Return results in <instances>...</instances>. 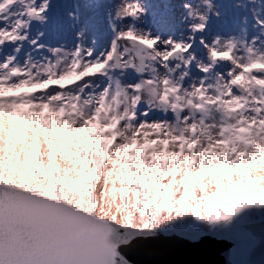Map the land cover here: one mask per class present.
<instances>
[{"label": "snow or ice", "instance_id": "6c2138e0", "mask_svg": "<svg viewBox=\"0 0 264 264\" xmlns=\"http://www.w3.org/2000/svg\"><path fill=\"white\" fill-rule=\"evenodd\" d=\"M224 241L264 244V0H0V264Z\"/></svg>", "mask_w": 264, "mask_h": 264}, {"label": "water", "instance_id": "95a60500", "mask_svg": "<svg viewBox=\"0 0 264 264\" xmlns=\"http://www.w3.org/2000/svg\"><path fill=\"white\" fill-rule=\"evenodd\" d=\"M256 234L259 239L262 235L259 228H257ZM231 247L232 245L230 241H224L223 243L200 250L194 259L199 261L200 264H228V260L230 259L228 252ZM189 258L190 257H187L182 253L169 251H162L160 254L138 257L139 260L143 261V264H176V262ZM251 258L256 264H259L261 260H264V244L257 245Z\"/></svg>", "mask_w": 264, "mask_h": 264}]
</instances>
